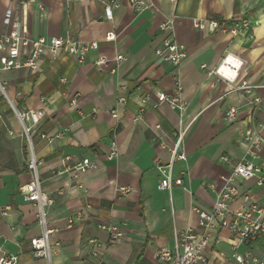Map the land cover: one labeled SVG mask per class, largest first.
<instances>
[{
    "label": "crops",
    "instance_id": "crops-1",
    "mask_svg": "<svg viewBox=\"0 0 264 264\" xmlns=\"http://www.w3.org/2000/svg\"><path fill=\"white\" fill-rule=\"evenodd\" d=\"M145 1L150 7L135 13L129 0H120L112 19H107L99 0H0V33L9 32L17 21L18 30L30 39L69 36L98 43L81 59L45 52L36 73L26 67L0 69V81L17 107L44 110L32 131L33 148L41 159V187L54 198L46 208L47 225L55 228L50 243H59L49 259L31 257L29 241L40 235L41 227L36 204L20 193V185L31 179L28 149L15 114L2 101L0 208L10 209L0 215V256L16 254L17 264H164L155 256L158 247H174V235L188 228L203 230L194 207L213 206L221 177L229 173L219 157L240 160L247 149L244 134L248 129L259 131L264 139V87L260 86L264 81V0ZM170 17L177 41L187 49L178 67L155 54L166 34L159 24ZM210 18L226 24L244 18L249 24L234 35L212 31L207 25L194 27L195 21ZM108 31L114 32L113 40H105ZM6 52L7 47H0V56ZM118 53L124 59L115 72H110L111 64L95 66L97 57L112 58ZM227 54L242 62L233 82L209 73ZM176 80L187 103L182 115L164 102L152 106L154 92L172 91ZM242 82L251 88L240 87ZM144 93L151 94L150 105L133 121ZM120 95L127 97L125 104L117 103ZM71 99H75L73 105ZM230 106L237 108L231 121L225 118ZM113 108L116 118L110 112ZM184 128L180 141L184 159L172 161L171 152L158 145L159 132L174 141ZM61 131L64 134L51 141L39 136ZM112 142L117 153L108 158L105 154ZM83 158L97 167L76 176L65 168ZM263 159L264 146L255 161ZM170 162L172 178L181 177L182 184L158 189V166ZM234 184L240 195L232 201L231 210L256 203L264 213V181L258 185L255 178H236ZM118 187L130 190L118 194ZM86 205L85 218L67 227L66 216ZM101 223L120 225L124 239L109 242L108 234L99 228ZM212 224L207 230V264H237L230 248L236 238L219 219ZM86 238L99 244L87 243ZM263 248L264 239H259L239 243L237 251L260 255Z\"/></svg>",
    "mask_w": 264,
    "mask_h": 264
},
{
    "label": "built area",
    "instance_id": "built-area-1",
    "mask_svg": "<svg viewBox=\"0 0 264 264\" xmlns=\"http://www.w3.org/2000/svg\"><path fill=\"white\" fill-rule=\"evenodd\" d=\"M82 1V0H81ZM104 7V14L107 19H112L113 10L116 9L120 0H99ZM130 5L135 13H141L150 7L145 0H129ZM41 7V5H39ZM9 21V16L6 17ZM247 19H233L230 24H226L215 18L195 21L194 27L196 29H203L206 25L210 30L219 29L223 32L236 34L241 27H248ZM19 22H15L14 27L9 32L0 33V47H7V52L0 56V69H16L21 67L28 68L31 72L36 73L40 70V60L45 52L52 55L60 53H67L81 59L86 53L96 50L97 42H81L69 36L65 37H45L43 35L30 39L24 36L18 30ZM159 28L166 34L162 38L160 44L155 48V54L158 58L170 63L174 67L178 65L187 57V49L184 44L177 41L173 30V19L167 18L159 24ZM115 34L108 31L105 34V40H113ZM124 59L122 53L114 55L112 58L97 57L94 64L97 67L108 66L111 64L110 72H115L121 61ZM242 62L238 61L230 54L225 55L218 66L211 69L209 73L215 72L220 74L228 81L233 82L237 76V71ZM205 68V65H201ZM234 73L232 76L225 75L223 70ZM64 80V79H63ZM260 86L264 87V81ZM240 87L249 89L250 85L242 82ZM155 101L152 106H157L159 103H167L171 108L176 109L180 115L184 113L187 107L186 101L181 97V84L178 80L175 81L172 91L166 92L157 90L153 94ZM150 93H144L139 97L138 113L135 115L133 121H137L142 111L150 105ZM42 100L44 98L42 97ZM6 102L9 109L15 114L21 129L22 136L25 138V143L28 149V159L26 166L31 173V179L20 185V193L24 200L30 201L37 206V218L41 227L40 235L30 239V250L32 258L49 259L55 246L59 243H50V236L55 232V228L48 227L46 208L54 203V198L43 190L40 184L38 167L41 164V159L38 158L33 148L32 131L38 126L44 116L42 108H27L17 107L7 92V86L3 81H0V102ZM127 97L120 95L117 97L118 104H125ZM75 99H71L70 104L73 105ZM113 117H117L116 108L111 111ZM237 108L230 106L225 111V118L229 121L236 116ZM1 118V113H0ZM156 129H160L159 125H155ZM8 134L13 136V131L8 129ZM185 128L178 132L174 141L171 140L166 133L159 132L158 145L167 148L172 154V161L174 159H184V154L180 151V141L184 135ZM64 133L58 132L54 135H46L39 133L41 138H46L51 141L53 138L60 137ZM244 140L247 143L245 155L238 161L231 160L227 155H221L220 161L229 166V173L221 177L220 189L216 191V198L213 206L210 209H201L194 207L198 214V226L202 227V231H197L193 228H188L185 231L176 233L174 235V247L163 245L157 248L155 252L156 258L164 264H207L206 248L209 244V237L207 230L213 225L214 219H219L220 225L228 229L236 243H233L231 248V257L237 264H264V248L260 255L253 253L251 250L238 252V244L242 242L256 241L264 239V213L256 203H250L247 208L233 211L230 208L232 201L240 195L239 189L234 180L241 178L248 180L255 178L258 185L264 181V159L256 162L255 159L259 157V152L264 146V139L260 136L259 131L248 129L244 134ZM115 143H111L105 154L108 158L115 157L116 151ZM70 157L65 156V160ZM171 164H162L158 166L160 172V179L157 183L158 189H170L172 184L181 185V177L172 178ZM97 164L90 161L88 158H83L73 165H67V170H74L76 173L85 172L89 169H94ZM80 188L83 189L81 185ZM212 190L213 184H209ZM85 190V189H84ZM129 187H118L117 193L124 194L129 191ZM244 199L248 198L246 193H242ZM88 205L69 213L66 216V226L70 227L76 222H79L87 215ZM10 207L5 206L0 208V215H7ZM99 228L108 234L109 242H121L124 239V230L117 224L101 223ZM86 242L98 245V241L94 238H86ZM18 256L16 254L2 253L0 256V264H17Z\"/></svg>",
    "mask_w": 264,
    "mask_h": 264
},
{
    "label": "trees",
    "instance_id": "trees-1",
    "mask_svg": "<svg viewBox=\"0 0 264 264\" xmlns=\"http://www.w3.org/2000/svg\"><path fill=\"white\" fill-rule=\"evenodd\" d=\"M218 19V18H217Z\"/></svg>",
    "mask_w": 264,
    "mask_h": 264
}]
</instances>
